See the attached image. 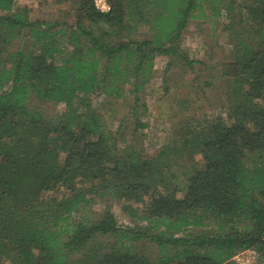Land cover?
Listing matches in <instances>:
<instances>
[{
  "label": "trees",
  "instance_id": "trees-1",
  "mask_svg": "<svg viewBox=\"0 0 264 264\" xmlns=\"http://www.w3.org/2000/svg\"><path fill=\"white\" fill-rule=\"evenodd\" d=\"M34 1L65 4L75 23L31 22L27 7L0 0V264H235L250 250L264 264V0H106L107 13L94 0ZM224 19L240 71L226 74V118L191 121L204 164L185 172L183 190L143 152L116 157L99 116L80 121L75 105L121 99L126 86L134 117L155 57L168 58L165 71L203 66L178 40L191 21ZM143 26L152 38L132 40ZM31 100L64 110L47 115ZM58 188L59 200L47 195ZM94 199L103 208L91 221L80 210ZM110 201L142 205L122 209L145 226L120 225ZM141 242L158 258L137 252Z\"/></svg>",
  "mask_w": 264,
  "mask_h": 264
},
{
  "label": "rangeland",
  "instance_id": "rangeland-1",
  "mask_svg": "<svg viewBox=\"0 0 264 264\" xmlns=\"http://www.w3.org/2000/svg\"><path fill=\"white\" fill-rule=\"evenodd\" d=\"M14 1L17 7H27L31 22H59L67 32L74 29V15L71 10L66 9L65 4L55 1ZM168 4L169 8H174L173 0H169ZM228 22L224 19L221 21L223 26L219 23L211 28L206 21H191L182 32L178 46L190 59L201 61L203 66H194V69L188 70L184 64L178 62L169 71H165L168 58L163 55L155 57L153 72L149 78L143 80L144 88L138 94L139 104L134 117V95L132 88L126 86L121 99L96 94L87 99V108L75 105L77 113L83 114L80 121L85 122L92 114L99 116L112 135L113 148L117 150L116 157L143 152L144 158L151 160L156 170L163 171L170 178H177L183 190L188 171H198L204 164L191 121L201 123L204 118H226L227 95L223 94L227 90L226 81H231L226 74L233 77V71H240L232 64L234 54L238 55L235 53L237 45L232 31L224 29ZM129 37L135 41L149 40L152 38V32L150 27L143 26L137 28ZM61 45L66 47L65 38L61 40ZM207 84H210L209 87ZM30 105L43 110L47 115L49 112L54 115L64 110L63 105L38 103L33 100ZM51 116L49 115L51 120H56ZM138 121L144 128L135 131ZM191 129L194 130L192 137L187 135ZM184 168L183 173L181 170ZM83 187L87 189L86 185ZM47 195L59 200L65 195V191L58 188ZM144 199L146 200V197ZM109 204L115 219L123 227L145 226L128 217L122 209L125 204L131 205L133 209H141L142 205L126 201H110ZM102 208L103 203L94 199L80 210V215L96 221L101 218ZM108 242L116 244L115 239ZM120 244L128 245L129 242L122 241ZM134 248L153 260L158 258L157 248L153 244L141 242L134 244ZM233 261L235 264H262L259 255L253 250L238 254Z\"/></svg>",
  "mask_w": 264,
  "mask_h": 264
},
{
  "label": "built area",
  "instance_id": "built-area-1",
  "mask_svg": "<svg viewBox=\"0 0 264 264\" xmlns=\"http://www.w3.org/2000/svg\"><path fill=\"white\" fill-rule=\"evenodd\" d=\"M94 6L100 13H107L110 10V7L106 0H94Z\"/></svg>",
  "mask_w": 264,
  "mask_h": 264
}]
</instances>
